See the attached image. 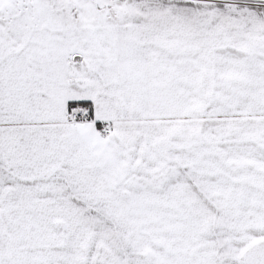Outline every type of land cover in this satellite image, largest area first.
<instances>
[{
    "label": "snow or ice",
    "instance_id": "obj_1",
    "mask_svg": "<svg viewBox=\"0 0 264 264\" xmlns=\"http://www.w3.org/2000/svg\"><path fill=\"white\" fill-rule=\"evenodd\" d=\"M0 264H264V0H0Z\"/></svg>",
    "mask_w": 264,
    "mask_h": 264
}]
</instances>
